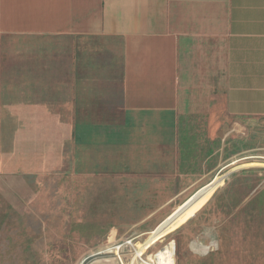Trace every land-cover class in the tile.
Wrapping results in <instances>:
<instances>
[{"label": "crops", "instance_id": "crops-1", "mask_svg": "<svg viewBox=\"0 0 264 264\" xmlns=\"http://www.w3.org/2000/svg\"><path fill=\"white\" fill-rule=\"evenodd\" d=\"M115 40L119 61H107L99 51ZM105 110L113 117L98 119ZM0 122L11 145L30 149L28 173L135 180L142 218L225 177L208 203L228 207L241 191L235 212L249 228L226 241L252 259L264 169L219 170L251 157L233 159L232 146L227 157L228 141L264 131V0H0ZM218 154L219 169L208 167ZM169 179L178 183L159 185Z\"/></svg>", "mask_w": 264, "mask_h": 264}, {"label": "rangeland", "instance_id": "rangeland-1", "mask_svg": "<svg viewBox=\"0 0 264 264\" xmlns=\"http://www.w3.org/2000/svg\"><path fill=\"white\" fill-rule=\"evenodd\" d=\"M117 44L116 40L106 41L99 54H103L107 61H119L121 52ZM93 64L89 69L96 73L97 67ZM104 70L105 74H117L119 63L115 62L110 69L106 67ZM112 117L107 112L97 116L101 120ZM9 134L4 132V123L0 122V264H97L108 259L116 260V254L122 253L130 263L151 264L148 260L172 242L175 264H264V239L256 238L257 248L252 252V259L248 257L247 249L240 250L241 244L226 241L230 233L239 235L244 230L246 234V228H249L246 212V220L241 219L240 210L235 212L242 202L241 191L229 198L228 207L225 200L208 203L211 194L191 212L185 213L174 229L137 254L162 225L160 223L191 195L193 189L174 197L156 215L142 218L148 212L132 207L137 203V206L144 204L148 198L141 192L138 194L137 191L142 189L144 192L145 188L138 189L135 180L113 178L105 173L84 176L66 168L50 173H28L25 169L30 157L26 151L30 149L11 145L7 138ZM219 143L217 140V149ZM229 146H232L233 159L251 157L226 168L224 164L219 176L242 165L264 169L262 129L258 131L254 127L247 140L228 141L227 157ZM19 152L20 162L17 161ZM111 157L114 158L112 154ZM208 157L204 156L205 159ZM219 160L220 154L212 156L207 166L212 167ZM220 166L218 164L217 169ZM218 180L217 177L215 181ZM253 182L254 179L244 178L242 191L246 193ZM175 183H178L176 179H169L159 185ZM154 205L157 204L152 198L149 206ZM232 213L237 215L231 216Z\"/></svg>", "mask_w": 264, "mask_h": 264}, {"label": "bare ground", "instance_id": "bare-ground-1", "mask_svg": "<svg viewBox=\"0 0 264 264\" xmlns=\"http://www.w3.org/2000/svg\"><path fill=\"white\" fill-rule=\"evenodd\" d=\"M224 178L225 177L220 178L216 183L211 185V187H207L204 190L203 195L198 200H196L190 207H188L187 209H184L179 214L176 213L178 215L176 217H174L175 219H173L172 222H170L166 226H165V224H166L165 222L162 223V225L159 228H157L156 231L138 249L137 254H139L144 248L148 247L151 244L152 241L156 240L158 237H160V236H162L164 234H167L169 231L174 229L181 222V220H182L183 216L185 215V213L191 212L198 205H200L204 201V199L208 198V196H210L213 193V191L224 180ZM174 256H175V246H174V243L172 242L167 247L162 249L158 255L157 254L154 255V260H155V257H157L158 260H155V261L156 262L159 261L160 264H175Z\"/></svg>", "mask_w": 264, "mask_h": 264}, {"label": "water", "instance_id": "water-1", "mask_svg": "<svg viewBox=\"0 0 264 264\" xmlns=\"http://www.w3.org/2000/svg\"><path fill=\"white\" fill-rule=\"evenodd\" d=\"M216 177L209 182L208 184L204 185L203 187H201L200 189H198L193 195H191L184 203H182L176 210H178L180 207L181 210H179V212H177L178 214L183 211L184 209H187L188 207H190L196 200H198L204 193V188L209 186L211 183H213V181H215ZM174 210L173 213L176 211ZM173 213H171L167 218H165L160 224L162 223H166L165 226L167 224H169L170 222L173 221V219H175L174 217H176L178 214H175V216L173 215ZM171 217V218H170ZM164 226V227H165Z\"/></svg>", "mask_w": 264, "mask_h": 264}, {"label": "built area", "instance_id": "built-area-1", "mask_svg": "<svg viewBox=\"0 0 264 264\" xmlns=\"http://www.w3.org/2000/svg\"><path fill=\"white\" fill-rule=\"evenodd\" d=\"M121 247H123V245L121 246ZM123 254V253H122ZM122 254H116V260L114 259V260H110V259H108V260H105V261H102V262H100V263H97V264H135V262L134 261H132L131 263L130 262H128L126 259H125V256L124 255H122ZM135 259H137V258H135ZM137 261V260H136ZM148 261H150V263L151 264H160L159 262H156L155 260H154V258L152 259H149ZM147 261V262H148ZM146 262V263H147Z\"/></svg>", "mask_w": 264, "mask_h": 264}]
</instances>
